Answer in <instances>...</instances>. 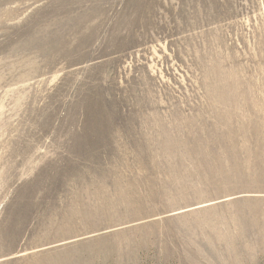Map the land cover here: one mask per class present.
Returning a JSON list of instances; mask_svg holds the SVG:
<instances>
[{"label":"rangeland","instance_id":"obj_1","mask_svg":"<svg viewBox=\"0 0 264 264\" xmlns=\"http://www.w3.org/2000/svg\"><path fill=\"white\" fill-rule=\"evenodd\" d=\"M0 264H264V0H0Z\"/></svg>","mask_w":264,"mask_h":264}]
</instances>
